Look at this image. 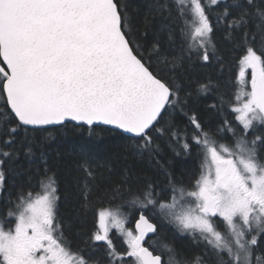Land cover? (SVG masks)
Instances as JSON below:
<instances>
[{
	"label": "snow or ice",
	"instance_id": "snow-or-ice-1",
	"mask_svg": "<svg viewBox=\"0 0 264 264\" xmlns=\"http://www.w3.org/2000/svg\"><path fill=\"white\" fill-rule=\"evenodd\" d=\"M0 264H264V0H0Z\"/></svg>",
	"mask_w": 264,
	"mask_h": 264
},
{
	"label": "trees",
	"instance_id": "trees-1",
	"mask_svg": "<svg viewBox=\"0 0 264 264\" xmlns=\"http://www.w3.org/2000/svg\"><path fill=\"white\" fill-rule=\"evenodd\" d=\"M231 71L238 74L239 69H238V67H236V68L231 69ZM198 72H199L198 69H193L194 75ZM201 110L202 111L204 110L203 105L201 106ZM205 118L208 119L207 116ZM211 122L215 123L216 122L215 118H212ZM58 141L59 142H57V141L51 142V148L54 150L53 155H55L56 152L58 151L64 157V160H66V161H70L69 154H74L82 145H85V146L92 148L93 150L100 153L101 155H105L106 152L109 150L115 151L114 145L117 143V141L114 137H106L104 140H96L90 144L88 142V138H87L86 133L81 134V135H71L70 134L67 137H63V138L58 137ZM164 155L166 158L172 159V164H173V167H174L177 175H180L186 169L190 170L195 163L192 159L186 160L182 157L173 159L171 153L168 152L167 150H165ZM133 166L140 172L141 175L147 174L149 176H152L153 179L163 180V176H157L150 168H148L144 164L134 163ZM124 211L127 212L128 209L125 208ZM61 214L64 216L68 215V210L65 209L63 204L61 205ZM137 217H138V215H137ZM134 222L135 221L131 219L130 222L128 223V225L132 227ZM95 223L96 222L93 219L92 215L89 214L87 217H83L80 219L79 222L73 224L72 231L66 233L70 242H72V244L74 246L77 243H79L78 238L76 236V233L85 234V233L91 232L95 227ZM165 227L167 228L166 232L169 234H172V232L174 230L172 225H168L167 222H165ZM111 235L113 236L114 244H116L117 248L122 251L123 248L122 249L120 248L121 244L119 242L120 238L116 237L115 234H111ZM170 237L171 236L169 235V238ZM152 238L155 239V237H153V236L151 237V239ZM145 244H146V246H148L147 243H145Z\"/></svg>",
	"mask_w": 264,
	"mask_h": 264
},
{
	"label": "rangeland",
	"instance_id": "rangeland-1",
	"mask_svg": "<svg viewBox=\"0 0 264 264\" xmlns=\"http://www.w3.org/2000/svg\"><path fill=\"white\" fill-rule=\"evenodd\" d=\"M130 220H131V218H130ZM130 220H129V222H130ZM126 227H131V226H129V225L127 224ZM131 228H134V223H133V226H132ZM111 234H115V236L118 237V234L116 233V230H115V229L112 230V233H111ZM164 235H165L166 237H168V238H169V235L171 236V234H169V233H167V232H165ZM118 238H120V241H119L120 244H121L120 248L122 249V248L126 247V245H123V244H122V237H118ZM145 239H146V238H145ZM150 239H151V238H150ZM152 239H153V238H152Z\"/></svg>",
	"mask_w": 264,
	"mask_h": 264
},
{
	"label": "water",
	"instance_id": "water-1",
	"mask_svg": "<svg viewBox=\"0 0 264 264\" xmlns=\"http://www.w3.org/2000/svg\"><path fill=\"white\" fill-rule=\"evenodd\" d=\"M138 218V217H137ZM134 226H135V222H134ZM153 235L150 233L146 238L152 237Z\"/></svg>",
	"mask_w": 264,
	"mask_h": 264
},
{
	"label": "flooded vegetation",
	"instance_id": "flooded-vegetation-1",
	"mask_svg": "<svg viewBox=\"0 0 264 264\" xmlns=\"http://www.w3.org/2000/svg\"><path fill=\"white\" fill-rule=\"evenodd\" d=\"M150 238H151V237H149V238H146V241H148ZM145 246H146V244H145Z\"/></svg>",
	"mask_w": 264,
	"mask_h": 264
}]
</instances>
